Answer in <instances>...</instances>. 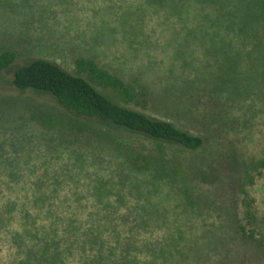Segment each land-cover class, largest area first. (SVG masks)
Here are the masks:
<instances>
[{"label": "rangeland", "instance_id": "374dc122", "mask_svg": "<svg viewBox=\"0 0 264 264\" xmlns=\"http://www.w3.org/2000/svg\"><path fill=\"white\" fill-rule=\"evenodd\" d=\"M257 12L238 0H0V51L15 50L17 64L43 57L74 70L76 58H93L142 90L133 108L210 143L164 154L174 169L187 160L202 166L199 176L210 163V182L193 177L200 203H187L179 175L173 182L129 169L109 138L151 142L99 123L81 128L48 94L13 87L8 72L0 82V264H264V245L231 225L230 201L241 216L244 195L218 159L230 148L264 159ZM254 175L245 189L264 244V166Z\"/></svg>", "mask_w": 264, "mask_h": 264}, {"label": "trees", "instance_id": "16d2710c", "mask_svg": "<svg viewBox=\"0 0 264 264\" xmlns=\"http://www.w3.org/2000/svg\"><path fill=\"white\" fill-rule=\"evenodd\" d=\"M238 1L245 8H249L252 3L257 4L259 15L256 16L259 17L258 19L262 22L264 29V0ZM224 15L230 17L226 20L228 23L226 25L233 27L234 25L231 23L234 19L233 15L229 11L222 16ZM244 26L238 24L236 28L239 32H242ZM245 33L250 36L249 31ZM256 36L257 33L254 35L255 40ZM255 45L260 50V41H254ZM259 56L262 57L261 60L264 62V52ZM18 60L19 56L15 50L4 49L0 51V82H3L1 81L3 76L9 72L11 74L10 84L16 89L20 91L33 90L48 94L71 120L80 124L79 127L81 128L91 127L99 123L112 127L113 130L120 133H127L148 140L151 142L149 147L142 144L119 145L115 143L113 138H109L110 143L113 142L114 147L121 151L123 161L129 169L136 172L151 171L154 175L173 182L178 178L175 176L179 175L182 181L179 191L182 193L183 200L187 203H200L197 194L194 192L193 180L200 182L194 179L196 178L210 182V163L207 162L208 165H204L208 170L205 171L207 174L199 176L198 173H202L200 172L202 166L191 167L189 160H187L183 167L174 169L175 167L168 164L164 154L169 146H175L181 151L189 153V155L196 151H206L210 144L207 142L206 136L190 132L168 119L158 118L145 111L133 108L129 103L136 101L142 90H137L135 83L127 81L101 66L93 58H76L74 60V70L65 69L55 61L43 57L31 58L20 64H17ZM241 157L239 153L235 152L234 148H230L228 151L219 154L218 158L221 162L226 161V166L223 165L220 168L221 170L235 173L236 177L233 174V177L230 178L231 188H241L244 195L241 201L243 204L241 216L238 212L239 203L237 205L235 200L230 201L229 213L232 209L233 215L231 225L242 240L249 243L253 241L256 243V247L263 246L262 239H256L255 237L260 220L258 221L251 201L247 199L245 187L247 188L253 182L255 171L264 166V159H247L246 157V162ZM215 177L220 179L212 173V178ZM236 213H238V218L234 220ZM260 222L262 223V221ZM43 250L45 249L42 248L41 250V258L43 257L46 262L44 255L47 251L44 253ZM25 263L28 264L25 260L21 264Z\"/></svg>", "mask_w": 264, "mask_h": 264}]
</instances>
